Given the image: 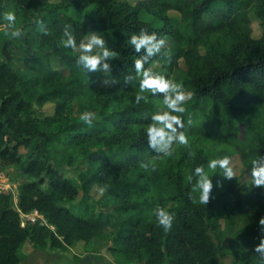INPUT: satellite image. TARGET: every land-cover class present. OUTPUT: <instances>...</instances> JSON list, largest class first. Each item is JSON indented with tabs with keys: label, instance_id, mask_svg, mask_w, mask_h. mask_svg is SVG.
Returning <instances> with one entry per match:
<instances>
[{
	"label": "trees",
	"instance_id": "obj_1",
	"mask_svg": "<svg viewBox=\"0 0 264 264\" xmlns=\"http://www.w3.org/2000/svg\"><path fill=\"white\" fill-rule=\"evenodd\" d=\"M9 7L24 35L10 38L5 28L0 44V166L15 167L20 178L17 206L11 193L0 192V264H21L25 242L59 250L83 242L96 253L108 240L110 251L131 264H222L226 248L245 252L237 264H262L256 248L264 242V186L253 184L250 170L264 156V0H0L5 27ZM66 25L77 43L89 31L105 38L115 53L107 72L76 63L63 44ZM141 30L166 41L145 68L172 81L182 69L177 82L192 93L186 111L176 113L188 144L173 142L168 155L150 149L147 136L151 115L168 110L163 94L146 90L135 101L141 53L129 38ZM103 74L111 85L95 87ZM47 101L56 102L57 113L42 118L38 107ZM86 110L94 113L91 126L80 119ZM201 137L213 144L210 155L196 147ZM224 155L240 157L247 180L206 168L214 188L202 204L194 170ZM74 158L89 165L77 180L63 175ZM93 186L113 198L116 217L90 208ZM239 189L261 231L255 240L230 236L232 216L244 205ZM157 206L174 214L170 229L157 221ZM32 212L41 218L22 226L20 215Z\"/></svg>",
	"mask_w": 264,
	"mask_h": 264
},
{
	"label": "clouds",
	"instance_id": "obj_2",
	"mask_svg": "<svg viewBox=\"0 0 264 264\" xmlns=\"http://www.w3.org/2000/svg\"><path fill=\"white\" fill-rule=\"evenodd\" d=\"M3 20L7 22L6 34L10 38L19 39L24 35V30L16 26V15L14 12L4 13ZM70 28L71 25H66L64 28L63 44L66 48L78 50L76 63L86 72L98 69L107 72L109 69L108 58H114L115 53L107 46L105 38L96 31H89L77 43L76 37L69 31ZM129 42L137 53H141L139 58L134 61L135 72L141 77L139 83L140 93L135 97L136 103L146 98L141 93L150 90L153 95L163 94V103L168 109L167 111L151 115L153 123H150L147 128L148 147L156 152H163L168 155L173 142H178L182 145L188 144L187 136L181 131L184 128V121L176 113H184L186 111L185 102L191 98L192 93L186 92L181 83L172 81L164 74L153 72L150 68H145V64L149 62V59L161 52L166 42L163 37L158 38L155 32L148 33L145 30H141L138 34L131 35ZM94 49H100V51L95 52ZM93 116L94 113L86 110L81 114L80 119L91 126L93 124ZM206 168L210 170L222 169L225 179H230L234 175L231 167V157L228 155L211 159L206 166H197L194 170L196 177L194 191L199 192V199L202 204L209 202L214 188L213 177H210ZM250 175L255 186H264V156H257L252 161ZM217 186H220L219 182ZM103 191L104 189L101 188L100 192ZM154 214L165 230L172 227L173 213L157 206L154 209ZM256 251L260 253L262 264H264V242L258 245Z\"/></svg>",
	"mask_w": 264,
	"mask_h": 264
},
{
	"label": "rangeland",
	"instance_id": "obj_3",
	"mask_svg": "<svg viewBox=\"0 0 264 264\" xmlns=\"http://www.w3.org/2000/svg\"><path fill=\"white\" fill-rule=\"evenodd\" d=\"M48 3H57L59 0H37L41 5L42 2ZM121 1V0H120ZM127 1L131 4L136 3L138 0H122ZM9 11L12 12V8L9 7ZM170 15L173 17H178L179 15L176 12H170ZM251 27L252 35L254 38H259L262 33V29L259 23V20L251 15ZM5 26L0 25V44L3 39L6 37L4 30ZM95 52H99L100 49H94ZM74 55L78 56V50H73ZM52 67L56 70H61L62 65L61 61L57 58H51ZM12 67L18 71L23 72V65L18 63H12ZM183 74V70L178 69L174 72L173 78L177 82L178 78ZM67 75V73H66ZM111 85V80L107 75L103 74L95 82V87ZM56 102L47 101L41 106L38 107V114L42 117H50L56 114L57 112ZM56 112V113H55ZM163 112V111H159ZM67 119L71 121L74 120V117H70L67 114ZM196 147H199L203 154H211L213 149V144L206 139L201 137L198 140H195ZM23 154V159L27 156V151L25 153L24 149H21ZM65 152L63 147L59 148L58 155H62ZM70 165L64 167L63 175L71 178L72 180H77L80 174H84L88 169L87 163H80L75 158L70 161ZM231 167L233 168L234 175L233 177L239 176L241 180L246 181V176L241 174L242 163L238 155L231 156ZM232 177V178H233ZM20 176L15 171V167L1 168L0 166V187L2 191H8L13 196V203L17 206L18 202V180ZM98 186H93L90 190V208L96 212L110 213L116 217L114 211V201L113 198L108 196L103 192H100ZM239 199L243 201V208L236 214L232 216V225H231V234L233 238L237 235H241L244 240H255L261 234V231L258 229V223L253 220L251 212L249 210V204H246L247 196L239 189L238 190ZM78 199H81V194H79ZM78 201L72 204L73 207L78 206ZM70 206V205H69ZM74 210V209H73ZM76 210V209H75ZM21 221L23 224L31 222L37 218H41V215L35 214L34 212L26 215H20ZM45 222V220H43ZM222 228L224 227V222H221ZM112 242L110 240L104 242L99 251L93 253L90 251V248L86 247L83 242L76 243L74 246L69 247L66 250L59 249H36L29 242H25L19 250V257L21 259V264H131L128 260H123L122 258L116 256L114 252L110 251L112 247ZM245 252L243 250L234 251L230 248L223 249L221 251V261L222 264H237L238 259L243 256Z\"/></svg>",
	"mask_w": 264,
	"mask_h": 264
},
{
	"label": "built area",
	"instance_id": "obj_4",
	"mask_svg": "<svg viewBox=\"0 0 264 264\" xmlns=\"http://www.w3.org/2000/svg\"><path fill=\"white\" fill-rule=\"evenodd\" d=\"M1 189H3V188L0 187V192H1ZM34 213L38 214L37 212H34ZM22 215H26V214H22ZM32 221H34V220H32ZM21 225L24 226L25 224H23V222L21 221Z\"/></svg>",
	"mask_w": 264,
	"mask_h": 264
}]
</instances>
